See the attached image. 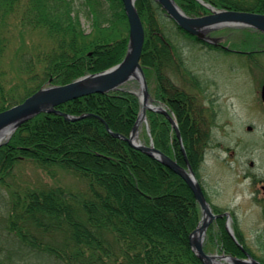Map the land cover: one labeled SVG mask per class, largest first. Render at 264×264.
Wrapping results in <instances>:
<instances>
[{"label": "trees", "instance_id": "16d2710c", "mask_svg": "<svg viewBox=\"0 0 264 264\" xmlns=\"http://www.w3.org/2000/svg\"><path fill=\"white\" fill-rule=\"evenodd\" d=\"M176 1L188 14L208 11L199 0ZM206 1L217 7L264 11V0ZM136 4L145 26L141 63L151 96L176 116L187 156L198 174L211 144L212 120L198 105V95L178 86L171 73L185 69L194 83L200 84V80L163 31L160 3L137 0ZM84 5L92 20L90 31L82 26L74 0H0V111L43 86L100 72L125 57L130 27L123 0H84ZM11 16H17L19 26L47 39L32 57L36 59L34 68L31 58L20 63V70L27 72L21 84L7 79L6 28ZM172 21L194 41L220 47ZM256 35L263 37L264 33L245 30L248 38ZM258 52L242 54L252 59ZM21 89L24 94L19 95ZM141 108L140 97L128 82L109 92L57 105L72 115L88 113L86 117L67 120L61 113L41 112L18 127L0 147V197L5 203L0 210V229L4 230L0 231V264H44L36 261L38 256L53 260V264H205L191 244V233L202 213L187 181L107 128L129 136ZM147 114L151 135L145 133L146 141L152 136L158 148L186 166L169 118L155 110ZM23 160L48 173L57 168L72 172L85 187L73 191L59 184L13 185L10 178ZM2 189L8 193L7 201ZM213 208L216 212L226 210L217 205ZM231 214L243 247L228 232L227 217L221 216L208 228L205 250L214 246L239 257L248 251L264 263V256L248 245L236 213Z\"/></svg>", "mask_w": 264, "mask_h": 264}, {"label": "rangeland", "instance_id": "374dc122", "mask_svg": "<svg viewBox=\"0 0 264 264\" xmlns=\"http://www.w3.org/2000/svg\"><path fill=\"white\" fill-rule=\"evenodd\" d=\"M74 3L80 11L82 26L90 31L92 20L85 11L84 0H74ZM161 13L159 17L163 31L180 48L186 67L197 75L200 84L194 83L185 69L172 72L171 76L178 86L198 95V105L212 120L211 144L196 173L197 178L211 204L236 213L248 245L257 255L264 256V105L260 95L264 83V36L248 38L245 30H257L246 26H222L208 34L217 38V44H212L228 46L229 50L209 47L184 35L166 11L162 10ZM206 13H210V10L202 14ZM7 20V79L13 84H21L27 79V72L20 70V63L31 58L34 68L36 59L32 57L42 49L47 39L38 31L19 26L17 16ZM251 50L259 51L252 59L242 54ZM134 81H130L129 85L138 90V83ZM22 94L23 89L19 92V95ZM145 133L151 135V129L149 123L147 125L142 121L137 133L138 140L149 144L153 137L147 142ZM10 182L33 187L59 184L73 191H81L85 187L84 181L72 172L57 168L48 173L29 160L18 163ZM2 193L7 201L8 193L5 190ZM4 204L1 196L0 210L4 209ZM0 231L4 233L3 229ZM207 238L208 231L205 242ZM208 252L214 254L222 251L213 246ZM36 261L54 263L43 256L36 257Z\"/></svg>", "mask_w": 264, "mask_h": 264}, {"label": "water", "instance_id": "95a60500", "mask_svg": "<svg viewBox=\"0 0 264 264\" xmlns=\"http://www.w3.org/2000/svg\"><path fill=\"white\" fill-rule=\"evenodd\" d=\"M137 0H123L130 24L129 47L123 60L118 64L100 72L87 74L69 83L62 85H48L28 96L24 101L11 106L0 112V147L7 142L15 130L25 121L41 112L61 113L67 120H77L88 116L84 113L80 116L64 113L56 106L91 93H105L119 88L130 80H137L140 84L137 93L141 98L142 110L135 126L129 136L112 131L117 137L127 140L132 146L140 149L148 155L159 159L162 163L172 168L180 174L192 188L202 210V218L198 226L192 231L191 244L205 264H264L249 252L246 257H238L227 253H208L204 249L205 238L212 221L220 216L227 215V229L238 242L232 227L231 214L228 211L216 213L211 203L208 201L205 192L196 172L187 158V166L178 163L177 160L166 154L155 146L153 139L149 144L138 140V129L142 121H147V110H156L164 113L172 122L181 139L182 149L186 155L182 142L181 133L177 120L168 112L166 108L155 105L150 97L148 81L141 64V56L145 42V28L139 10L136 5ZM166 10V13L173 18L179 26L189 33L199 38L217 44V38L210 37L208 33L222 26H248L264 32V14L239 11L231 9H218L213 5L200 0L211 10L206 15H189L177 3L176 0H156ZM261 97L264 103V84L261 88Z\"/></svg>", "mask_w": 264, "mask_h": 264}, {"label": "bare ground", "instance_id": "6f19581e", "mask_svg": "<svg viewBox=\"0 0 264 264\" xmlns=\"http://www.w3.org/2000/svg\"><path fill=\"white\" fill-rule=\"evenodd\" d=\"M118 64V63H117ZM116 65V64H115ZM141 126H142V124H141Z\"/></svg>", "mask_w": 264, "mask_h": 264}, {"label": "flooded vegetation", "instance_id": "af4514ba", "mask_svg": "<svg viewBox=\"0 0 264 264\" xmlns=\"http://www.w3.org/2000/svg\"><path fill=\"white\" fill-rule=\"evenodd\" d=\"M261 13H264V11H263V12H261Z\"/></svg>", "mask_w": 264, "mask_h": 264}]
</instances>
